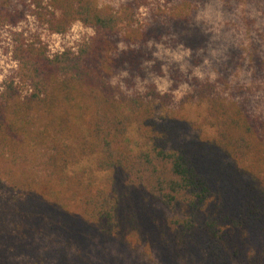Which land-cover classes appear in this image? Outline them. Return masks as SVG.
<instances>
[{
	"label": "trees",
	"instance_id": "obj_1",
	"mask_svg": "<svg viewBox=\"0 0 264 264\" xmlns=\"http://www.w3.org/2000/svg\"><path fill=\"white\" fill-rule=\"evenodd\" d=\"M254 1L0 0V29L32 18L55 35L77 23L93 31L57 53L37 33L11 34L17 72L0 92V264H264ZM240 26L246 59L230 35ZM159 46L182 47L188 68L167 64ZM206 62L210 71L194 72ZM191 106L202 109L200 123ZM191 127L200 132L188 135Z\"/></svg>",
	"mask_w": 264,
	"mask_h": 264
},
{
	"label": "rangeland",
	"instance_id": "obj_2",
	"mask_svg": "<svg viewBox=\"0 0 264 264\" xmlns=\"http://www.w3.org/2000/svg\"><path fill=\"white\" fill-rule=\"evenodd\" d=\"M98 3L102 6L114 5L116 6L119 3H122L125 0H97ZM139 18L141 21H144L146 17L149 16V11L142 10L140 12ZM250 16L253 17V41L259 43V51L262 53L264 51V0H256L253 2V10L249 9ZM219 21V19L217 20ZM215 22L216 24L218 22ZM217 26V25H216ZM14 31H24L26 33H37L43 39V41L50 47L52 53L61 52L67 48H77L79 44L87 40L93 35V31L80 23H77L73 28L66 33L65 35H55L49 33L47 30H44L36 25L33 19H29L28 22L20 25L17 28H2L0 29V92L4 87V83L12 77L16 76L17 64L12 58V39L11 34ZM246 33V34H245ZM230 35L235 37L237 43H243L246 52H244V58L249 54V43L250 38L243 26L234 27L230 32ZM239 39V41H237ZM220 49H218L219 51ZM218 53V52H215ZM212 52V55H215ZM188 53L182 48H171L167 46H159V57L164 60L167 64L172 65L178 64L181 69L186 70L188 65H186L185 57ZM246 59V58H245ZM209 62H206V66L203 64L202 67H194V72L203 74L210 71ZM166 67V66H165ZM164 67V68H165ZM155 81L159 84V87L162 91L167 92L171 83L165 77H153ZM186 88L179 89L175 92L176 99L179 100L185 94ZM262 109H264V103L262 104ZM190 117L193 120H196L198 123L202 121V109L197 106L189 107ZM191 119V120H192ZM200 130L198 127H191L188 135H194L199 133ZM97 253L91 254L89 258L97 259L95 256ZM124 254V253H123ZM128 264V263H127Z\"/></svg>",
	"mask_w": 264,
	"mask_h": 264
}]
</instances>
